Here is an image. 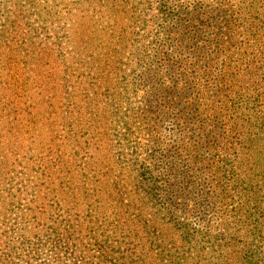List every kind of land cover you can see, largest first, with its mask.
<instances>
[{
    "label": "trees",
    "instance_id": "obj_1",
    "mask_svg": "<svg viewBox=\"0 0 264 264\" xmlns=\"http://www.w3.org/2000/svg\"><path fill=\"white\" fill-rule=\"evenodd\" d=\"M22 1L0 0V42L19 49L40 45V41L31 43L38 33L25 37L36 31L31 27L32 16H37L34 21L42 30L47 23L42 13L48 19L62 16L65 21L57 24L60 34L51 28L53 32L43 34V40L50 39L57 49L62 47L64 58V37H69L65 31L72 23L66 15L74 10L77 25L78 18L95 14L100 38L96 45L100 51L96 53V98L100 97L96 107L104 101L102 95L105 108L108 104L113 107L96 110V120L100 115L105 118L107 111L115 115L120 109L109 93L115 82L134 92L143 91V100L128 107L132 110L129 119L126 116L115 126L108 122V130L125 125L112 134L114 145L100 147L96 142V151L103 148L104 157L114 154V164L104 165L101 175H112L114 167L117 173L127 170L130 174L127 183L96 178V213L101 218L96 233L91 226H83L82 220L90 214L82 206L79 189L76 194L64 192L73 199L68 208L40 196L41 186L47 180L52 182L46 172L56 170L58 160L31 155L26 160L36 170L30 172L27 165L17 170L19 156L8 159L17 151L14 141L0 145V264H254L255 247L244 245L241 217L233 206L240 193L238 179L230 187L225 170L228 151L242 147V136L235 131L241 122L239 111L255 100L222 93L224 83L213 80L210 71L212 59L228 49L222 48L231 35L226 0H51L54 2L48 6H39L37 0ZM138 48L143 51L136 56L133 53ZM123 55H131L137 65L130 70V81L123 75L118 80L109 66L122 62ZM3 62L0 55V66ZM2 74L0 67V77ZM7 83L0 80V122L4 115L10 120L13 112L17 122L23 104L16 92L19 82ZM7 86L15 97L5 96ZM114 97L117 99L116 93ZM133 113L143 117L150 131L143 158L137 151L142 146L132 143L136 130ZM1 129L0 144L6 135ZM108 130L96 125V140L101 134L108 138ZM10 138H19L18 133ZM213 164L211 175L207 171ZM22 185L31 188L29 201L41 200L33 208L21 196ZM59 186L63 191V178ZM81 191L87 194L89 190ZM226 211H232L230 221Z\"/></svg>",
    "mask_w": 264,
    "mask_h": 264
},
{
    "label": "rangeland",
    "instance_id": "obj_2",
    "mask_svg": "<svg viewBox=\"0 0 264 264\" xmlns=\"http://www.w3.org/2000/svg\"><path fill=\"white\" fill-rule=\"evenodd\" d=\"M23 1L22 4H24ZM54 1L37 0L39 6H48ZM226 2L231 14L229 28L231 35L227 37L228 42L223 44L222 48L228 49L220 51L219 55L212 59L210 71L213 80L219 79L224 83L222 93L227 96L237 93L244 99L255 100L253 104H246L248 108L243 107L239 111L242 112V117L235 131L242 136V147L228 151L225 172L231 178L230 187L234 185L235 179H238L237 191L240 193H237V200L234 201L233 206L237 208L241 217V235L244 245L255 247L254 264H264V0H226ZM9 6L12 8L13 4ZM74 14L75 11L72 10L69 15H66L72 23ZM48 17L49 15L45 16L42 13L41 18L47 22L45 29L42 30L34 21L37 20V16L33 15L31 27L36 28V31H29L25 35V37H32L38 33L39 36L32 39L31 43L40 41V45H28L30 47H25L26 49H19L15 45L8 46L7 43L0 42V55L4 61L0 66L3 72L0 80H7L11 84L13 81L16 83L18 81L16 92L20 96L19 100L23 102L20 105L21 111L17 112V122L13 119L14 112L10 120L5 115L1 117V130L6 135L0 145L11 144L14 141L17 151L8 159L13 160L14 156H19L15 165L17 170L26 165L30 172L33 173L32 169L36 170L32 161L26 160V157L31 155L34 159L44 156L50 161L58 160L56 170L49 168L46 172L51 174L52 182L47 180L41 186L43 192L40 196L47 202H56L58 207L68 208L72 205L73 199L64 192L71 190L72 194H76L79 189L82 206L84 204L83 208L88 209L87 215L90 214L86 220H82L83 226L87 229L91 226L96 233V225L100 226L101 220L96 213V186L98 185L96 178L107 177L105 179L107 183L111 181V178L119 179L122 183L130 181L129 172L126 170L117 173V167H114L112 175L100 174L104 165L114 164V158H112L114 154L110 152L104 157L103 148L96 151V142L99 141L100 147L114 145L116 138H113L112 134L119 128L123 129L125 125L121 124L115 129L108 130V128L115 126L116 121L126 116L130 118L129 114H132V110L128 107L141 104L143 91L134 92L130 86L123 87L122 83L117 82L112 86L109 85V93H113V98L120 109L115 112V115L107 111L105 118L100 115L96 120V110L113 108L109 104L105 108L106 98L103 95L101 100L104 101L97 103L98 107H96V101L100 99V97L96 98V53L100 52L96 49V45L100 42L96 15L90 14V17L78 18L77 25L71 23L67 27L65 33L69 37L67 39L66 36L64 37L66 43L63 44L64 58H62V47L60 49L52 47L50 39L44 38L46 42L43 40V34L50 36L53 32L51 28L57 29L56 31L60 34L57 24H61L65 18L59 16V18L48 19ZM48 21L52 23L49 24ZM140 43L144 45L143 40ZM141 51L143 49L138 48L133 54L138 56ZM127 53L125 52V55ZM125 55L122 62L109 66L112 68L111 72L115 70V77L118 80L123 75L130 81V70L137 65L133 62L131 55ZM100 57L102 59L106 55ZM105 68L108 69L107 66L103 67ZM111 72L109 78L113 76ZM114 78L111 81L112 84ZM4 89H6L5 96L15 97L12 90H8V86ZM0 93H2L1 89ZM115 93L117 99L114 97ZM221 98L223 99V96ZM14 99H18V96ZM223 102V104L227 103L226 98ZM125 108L128 109L124 110ZM248 116L251 117L248 118ZM132 123L136 127L132 143L142 146V148L138 147L137 151H140L139 158H143L145 156L143 149L148 142L150 131L145 128L146 122L143 117L137 113H133ZM96 125L107 128L109 139L101 134L100 139L96 140ZM14 132L18 133L19 138H10ZM155 132L158 134L157 129L152 128V133ZM48 148L49 152H47ZM25 150L31 152L27 153ZM34 162L42 163L37 160ZM214 168V164L210 165L208 174L212 175ZM96 171L99 172L97 177ZM22 177L25 176H17L16 179ZM40 177L45 178L44 175ZM62 178L65 180L63 191L59 189ZM25 187L21 190V196H24V200L33 208V205L41 200L29 201L31 188L25 189ZM81 188L88 189V193H81ZM7 202V198H4V203ZM83 208H81L82 211ZM231 214L232 211H226L227 221L231 220ZM109 230L110 227L108 234H110ZM103 237H106V234ZM246 264L249 263L246 262Z\"/></svg>",
    "mask_w": 264,
    "mask_h": 264
}]
</instances>
